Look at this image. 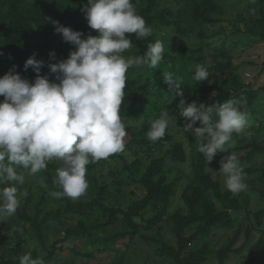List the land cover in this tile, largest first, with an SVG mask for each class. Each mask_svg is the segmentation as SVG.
Masks as SVG:
<instances>
[{
	"label": "trees",
	"instance_id": "obj_1",
	"mask_svg": "<svg viewBox=\"0 0 264 264\" xmlns=\"http://www.w3.org/2000/svg\"><path fill=\"white\" fill-rule=\"evenodd\" d=\"M132 2L153 33L144 40L134 33L126 34L137 46L124 53L143 56L147 45L157 40L164 42L165 51L156 68L133 66L127 73L120 112L127 133L124 151L87 166L91 196L86 200L50 195L62 191L54 183L56 169L62 167L55 160L39 172L42 180L38 185L16 184L27 196L15 213L16 220H7L5 232L0 234V264H19V258L26 254L23 235L13 229V224L20 223L23 233H28V225L32 238L43 246L45 229L69 218L72 223H60L62 235L51 243L47 254L40 257L34 250L33 259L43 264L58 262L66 244H70L68 249L74 257L92 258L93 251L80 250L79 243L93 250L124 240V254L116 258V264H125V252L139 237L158 246V252L172 264H226L231 254L238 255L246 248L248 256L240 264H253L258 256L264 264V60L259 70L263 72L262 82L257 83L256 77L246 82L227 47L236 44L230 41L232 37L238 41L247 38L255 43L253 48L264 52V0H248L247 16L237 15L225 20L226 26L207 31L204 25L224 21L225 0ZM86 4L87 0H0V78L14 65L22 79L34 82L37 73L31 68L25 71L24 64L35 54L36 60L44 62L39 75L58 83L48 65L66 60L76 49L56 33L53 22L82 33V39L96 36L82 12ZM247 48L243 47L238 56ZM50 53L55 54L54 58ZM197 64L207 68L208 81L198 83L192 79ZM166 71L182 77L186 104L230 102L246 119L251 118L242 134H233L234 146L227 153H218L207 163L197 150L195 137L183 131L185 119L177 108L180 98L168 104V85L162 76ZM3 100L0 96V102ZM165 110L169 119L166 135L151 141L146 135L151 122ZM199 126V122L194 125ZM232 153L239 157L248 186L239 194L226 190L219 173L221 159ZM185 163L190 168L187 175L179 168ZM23 170L17 168L19 173ZM8 186L0 184V188ZM251 194L263 202L260 208H250ZM242 211L244 219L238 222ZM163 223L171 228L172 245L164 240L158 226ZM155 229L156 234L148 236L147 232ZM229 230L233 231L228 243L212 249L215 240L208 242L207 238L222 236Z\"/></svg>",
	"mask_w": 264,
	"mask_h": 264
},
{
	"label": "clouds",
	"instance_id": "obj_2",
	"mask_svg": "<svg viewBox=\"0 0 264 264\" xmlns=\"http://www.w3.org/2000/svg\"><path fill=\"white\" fill-rule=\"evenodd\" d=\"M82 12L96 36L82 39V33L53 22L56 33L76 49L66 60L48 65L58 83L39 75L44 62L36 60L35 54L24 64L25 71L31 68L37 73L34 82L22 79L15 66L0 78V96L4 97L0 102V184L11 185L0 188V219L14 216L21 197L27 196L15 186L25 182L17 168L34 175L46 170L49 161H59L62 167L56 169L54 183L62 191L50 195L73 200L84 196L89 187L87 166L125 149L127 133L120 112L129 69L134 65L156 68L163 59L162 40L149 43L143 56L122 55L134 47L126 34L134 33L144 40L153 33L132 0H87ZM162 76L168 85V104L180 98L177 108L185 119L183 131L192 133L207 163L218 153H227L234 146L233 134H242L248 126L244 113L230 102L186 104L182 77L167 71ZM192 79L208 81L207 68L197 64ZM216 95L212 93V97ZM197 122L200 126L194 127ZM168 127L165 110L151 122L146 135L157 141L166 135ZM219 173L232 194L247 189L235 153L223 156ZM19 264L43 262L33 259L29 252L19 258Z\"/></svg>",
	"mask_w": 264,
	"mask_h": 264
},
{
	"label": "rangeland",
	"instance_id": "obj_3",
	"mask_svg": "<svg viewBox=\"0 0 264 264\" xmlns=\"http://www.w3.org/2000/svg\"><path fill=\"white\" fill-rule=\"evenodd\" d=\"M248 0H225L223 3L224 5V16L223 19L224 21H221L220 23L212 25H204L203 30H211L218 28L219 25H227V22L225 20H233L235 16L237 15H243L247 16L249 13L248 7L246 6ZM230 41H236L233 44H228V50L232 54L235 55L236 57V65L238 66V72L241 75V77L247 82L249 80H253L256 77V82L261 83L263 79V72H259L260 67H261V62L264 60V52L258 48H253L255 47V43L251 39L244 38L241 41H238L237 37H232ZM219 43V40H216L214 42L215 45ZM132 44L134 47L137 45L133 42ZM253 44V45H252ZM246 50H243L242 55L238 56V52L243 48V47H248ZM133 47V48H134ZM251 50V51H249ZM130 51V50H126ZM122 55L125 58H131L135 57L132 55H128L125 53H122ZM251 61L253 65L248 64L247 62ZM10 66V65H9ZM14 66V65H13ZM135 66V65H134ZM12 67V66H11ZM138 67V66H136ZM145 95V94H144ZM247 119H251L250 117H247ZM185 143V142H184ZM186 144V143H185ZM239 158V157H237ZM184 174H188L190 168L189 164L185 163L184 165H181L179 167ZM22 174L25 177V184H34L38 185V183L42 180L41 176L39 173L37 174H29L27 170H23ZM23 193V191H20ZM91 193L90 190L87 189L86 193L84 196L75 199V200H86L90 198ZM24 196L21 197V204L20 207H22V199ZM251 201H250V208L251 209H257L260 208L261 205H263V202L257 198L255 195H250ZM245 199H241V203L244 204ZM179 204V202L177 203ZM176 206L174 205V208ZM31 212V209L29 210ZM245 213L242 211V213L238 216V222L244 219ZM9 219H15V215L10 217V218H5V219H0V234H3L5 232V222ZM65 223L67 225L71 224L72 221L70 218L68 220H63L59 222H55L50 228H46V238L44 241V244H40L36 239L32 238V233L30 234V228L28 225H25V228L28 229V233H23L24 228L22 225L19 224H13V229L19 231L23 235L24 241V248L25 252L29 253L35 250L39 254L40 257H43L47 254V250L51 248V243L55 240H58L61 235H62V224L60 223ZM159 228L161 229V232L163 234L164 240L169 243L173 244L174 240L171 235L170 227L166 225L165 223L159 224ZM233 230H229L227 233L223 234L222 236H214L212 238H207V241L210 242L211 239H214L215 241L214 244L212 243V249L214 248L215 250L226 245L231 238ZM157 232V229L154 231H149L147 232L148 236L155 235ZM10 242H7L6 244H9ZM125 243L126 241H119L117 243H112L108 245L106 248L101 247L100 249L94 248L93 250L84 247L83 244L79 243V249L91 252L93 251V257L92 258H85V257H74L73 253L68 249L70 247V244H66L64 252L61 254V259L58 262H53L50 261L45 264H71L73 262L75 263H83V264H116V258L120 254H124L125 250ZM239 246V244H237ZM249 253V248L244 249L240 254L235 255L231 254L230 258L226 261V264H240L243 261L246 260L247 256ZM264 260V259H263ZM125 264H172V262L162 256L158 252V246H155L154 244H151L149 242H145L141 238H136L128 247V250L125 252ZM253 264H262V258L257 257L256 261Z\"/></svg>",
	"mask_w": 264,
	"mask_h": 264
}]
</instances>
